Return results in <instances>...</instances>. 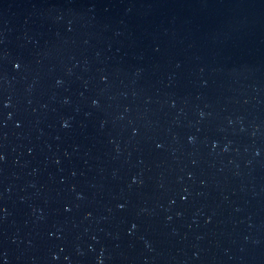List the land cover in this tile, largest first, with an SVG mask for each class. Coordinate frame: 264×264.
Masks as SVG:
<instances>
[{
	"label": "water",
	"instance_id": "95a60500",
	"mask_svg": "<svg viewBox=\"0 0 264 264\" xmlns=\"http://www.w3.org/2000/svg\"><path fill=\"white\" fill-rule=\"evenodd\" d=\"M0 264H264V0H0Z\"/></svg>",
	"mask_w": 264,
	"mask_h": 264
}]
</instances>
